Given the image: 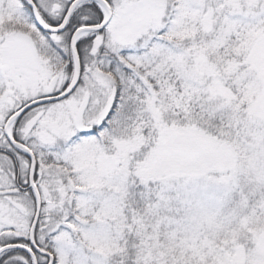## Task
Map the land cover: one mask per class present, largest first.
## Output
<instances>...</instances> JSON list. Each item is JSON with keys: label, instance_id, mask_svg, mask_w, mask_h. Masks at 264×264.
Here are the masks:
<instances>
[{"label": "snow or ice", "instance_id": "snow-or-ice-1", "mask_svg": "<svg viewBox=\"0 0 264 264\" xmlns=\"http://www.w3.org/2000/svg\"><path fill=\"white\" fill-rule=\"evenodd\" d=\"M0 264H264V0H0Z\"/></svg>", "mask_w": 264, "mask_h": 264}]
</instances>
